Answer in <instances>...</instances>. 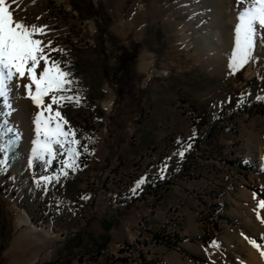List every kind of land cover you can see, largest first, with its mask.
<instances>
[{"label":"rangeland","instance_id":"374dc122","mask_svg":"<svg viewBox=\"0 0 264 264\" xmlns=\"http://www.w3.org/2000/svg\"><path fill=\"white\" fill-rule=\"evenodd\" d=\"M203 1L7 0L16 19L48 26L46 36L35 38L65 50L51 55L72 73L73 92L66 94L79 91L85 99L82 106L66 102L61 111L70 124L64 127L74 128L88 150L78 147L79 167L67 169L68 177L53 180L44 191L45 182L29 167L33 140L43 141L33 122L39 109L13 84L15 111L0 116V122L8 120L14 129L4 134L5 143L19 136L7 155L0 154L7 161L0 171V264H80L84 259L88 264H121L125 254L116 247L103 249L101 256L93 245L77 250L75 218L81 214L86 223L125 208L113 197V187L127 186L141 162H165L168 157L172 159L167 160L161 191L174 185L177 176L193 180L200 192L194 196L195 208L186 204L185 210L195 219L183 220L181 209L171 206L173 223L150 222L151 228L141 229V254L129 264H158L161 259L162 264L249 263L239 235L264 234L255 227L262 225L253 211L264 198V100L256 99L264 96V38H257L256 59L230 74L235 48L226 47L222 31L212 35L209 48L204 45ZM183 30L189 42L183 40ZM139 49L150 63L145 71L138 67ZM44 99L50 103V95ZM109 101L110 108L105 106ZM194 131L185 158L173 155L182 147L177 141L188 142ZM66 158V150L60 149L52 161L59 162V169L49 171L51 163L47 170L43 167L44 175H59L60 161ZM168 169L175 175L166 180ZM176 186L189 187L186 181ZM83 193L88 196L84 206ZM14 206L55 236L47 239L41 231L18 226ZM162 232L169 248L143 245L141 240L157 241ZM213 240L219 249L209 247ZM159 247H164L161 258L151 254ZM89 255L96 257L89 260Z\"/></svg>","mask_w":264,"mask_h":264},{"label":"snow or ice","instance_id":"6c2138e0","mask_svg":"<svg viewBox=\"0 0 264 264\" xmlns=\"http://www.w3.org/2000/svg\"><path fill=\"white\" fill-rule=\"evenodd\" d=\"M242 5L238 14V23L235 27V49L232 52L231 61L229 63L230 74H234L243 68L249 62L256 59L254 49L257 44V38H264V0H238ZM39 19V17H37ZM47 25H37L35 23L28 24L24 19H16L14 12L10 10V4L7 0H0V116L9 117L15 111L13 106L12 93L14 91L13 84L16 88L22 87L25 95L29 98L33 105L39 109L34 116V124L36 132H43V141L33 140L32 159L29 160V167L34 162L42 161L45 170L50 165L60 149H65L67 158L62 159L60 174L54 177L42 175L39 180L45 182L43 190H48V185L55 180L60 182V177H68L67 169L75 171L79 165L77 158L80 156L78 147H83L87 151L86 145H81V141L76 138L77 132L69 126L65 129V125L70 122L66 119L61 109L65 107L66 102L73 103L76 106H82L84 97L79 91H75L73 95L66 93L73 92L72 73L66 70V65L62 60L56 59L51 55L52 52L64 53V49H56L52 47L53 42L35 38L37 36H46ZM27 79L29 83H20ZM34 86V89H33ZM50 95V103L45 102V97ZM257 100H264V96H257ZM243 103V100L240 101ZM53 105L57 108L53 110ZM54 111V114H52ZM50 113L44 116L43 113ZM9 121L0 122V154L7 155L10 147H12L18 135H14L12 140L5 143L3 136L7 133H14V129L9 127ZM54 125V126H53ZM195 131L188 142L177 141L182 147L173 155L180 159L185 158L186 152L192 148V140L195 138ZM71 137V138H70ZM91 139V138H89ZM67 146V147H65ZM160 167L161 178L167 170V160ZM7 166V161L0 159V171ZM147 183V178L141 176L135 181L134 187L131 189L133 194H137V190ZM38 186H40L38 184ZM253 199H257L258 194L253 192ZM87 199V196L82 197ZM264 210V198L258 199L256 208L253 210L256 219L264 225V216L261 214ZM243 238L255 248L264 258V234L259 238H250L241 233ZM209 247L220 248L218 241L213 240ZM212 264H215L213 261Z\"/></svg>","mask_w":264,"mask_h":264},{"label":"crops","instance_id":"0c3cea01","mask_svg":"<svg viewBox=\"0 0 264 264\" xmlns=\"http://www.w3.org/2000/svg\"><path fill=\"white\" fill-rule=\"evenodd\" d=\"M153 158V157H152ZM164 161L149 162L148 160L141 162L140 168L135 170V177L123 188L113 187V197L121 201L119 206H125V208H118L110 211L108 214H104L101 217H94L83 223L79 214L74 221V234L72 235L73 241L76 243L78 249L81 250L84 246L90 245L96 246L98 250L113 249L117 242L127 240L130 237L136 235L137 231L135 225L140 218H145L152 224H164V221H170L171 215L168 213V209L171 206H177L181 209L182 219L188 218V209L185 210L186 204L188 208L194 209L197 200L194 199L196 193L200 192L198 187H195L193 180L185 177L177 176L175 178L174 185L170 186L168 190L163 189L161 191V184L165 179L161 178L160 167ZM169 177H174V172L168 169ZM168 173V172H167ZM141 176L147 178V183L141 186L140 190H137V194H133L131 189L134 187L135 181ZM164 176V173H163ZM178 181H186L189 187L180 188L176 186ZM151 187L149 188V184ZM120 196H117V195ZM166 194H170V197L165 198ZM156 196L153 198V196ZM88 197V196H87ZM85 199L81 198V204L86 205ZM190 219H195L193 216H189ZM193 221V220H192ZM173 223V221H170ZM151 224V225H152ZM195 232V228H192ZM107 235V238L104 237ZM143 245L147 246V240H141ZM179 245L185 247L184 242H179ZM178 245V246H179ZM177 246V249L179 248ZM164 247H159L151 251L152 255H156L161 258V252ZM155 253V254H153ZM163 256V254H162ZM99 259V257H98Z\"/></svg>","mask_w":264,"mask_h":264},{"label":"bare ground","instance_id":"6f19581e","mask_svg":"<svg viewBox=\"0 0 264 264\" xmlns=\"http://www.w3.org/2000/svg\"><path fill=\"white\" fill-rule=\"evenodd\" d=\"M203 3H204L203 13H204L205 22L202 24V26H203V30H205L203 39L206 48L210 47V44L213 41L212 35L216 32L217 29H220L222 31L226 47L235 48V27L236 24L238 23V14L241 11L242 5L238 2V0H204ZM182 34H183V40L189 42L190 35H187L185 30L182 31ZM146 58H147V54H145V52L139 49L137 54V59H138V67L140 70L145 71V69H147V67L150 65V63L146 61ZM105 106L110 108L112 106V101L105 103ZM14 207L17 210L16 223L18 226L24 225L28 227L30 232L33 233H36L37 231H41L43 232L45 238L47 239L53 238L55 236V234H51L34 225L32 223L30 216L24 210L19 209L16 206ZM255 227L257 231H262L264 233V225L260 226L258 223H255ZM139 231H141V229ZM239 236H240V246L243 252L246 253L245 255L247 256V258H249L248 264H264V258L261 257L260 253L255 248H253L243 238L242 235ZM158 241L159 240L154 242H158ZM116 250L122 252L118 254H125V252L127 251V244L126 243L117 244ZM132 256H140V255L126 256L125 254V257L122 258L121 260V264H129ZM158 264H162V263H158ZM218 264H222V263L218 262Z\"/></svg>","mask_w":264,"mask_h":264},{"label":"built area","instance_id":"2783aa9c","mask_svg":"<svg viewBox=\"0 0 264 264\" xmlns=\"http://www.w3.org/2000/svg\"><path fill=\"white\" fill-rule=\"evenodd\" d=\"M83 194L81 196H83ZM84 196H87V195L84 194ZM143 228H151V223L149 221H146L145 218H141V219H139L137 221V224H136V227H135L137 233H136L135 236L130 237L127 240L117 242L114 245V247H117V244H119V243H126L127 244V251L125 252L126 256L140 255L141 254V249H139V230L143 229ZM166 242L169 243V239H166V235H164V232H162L161 238L159 239L158 242H148L147 241V243H149L150 246L156 245V244H166L167 248H169L170 244H167ZM99 254H100V256L102 254H104V250L103 249L100 250ZM89 256H90L89 260H94V258L96 257V255H94V257L92 259V257H91L92 255H89ZM88 262H89L88 260L84 259L80 264H88ZM157 263H164V261L161 259V262H157Z\"/></svg>","mask_w":264,"mask_h":264},{"label":"trees","instance_id":"16d2710c","mask_svg":"<svg viewBox=\"0 0 264 264\" xmlns=\"http://www.w3.org/2000/svg\"><path fill=\"white\" fill-rule=\"evenodd\" d=\"M74 8L75 9H77L75 6H74ZM89 8H93V6H92V4H90L89 5ZM56 160V159H55ZM54 160V162L52 163V165L50 166L51 167V169H49V171H51V172H56L58 169H59V164L57 165L56 163H59L58 161H55ZM60 160V159H59ZM43 167H44V165H43V162H41V161H37V162H34L33 163V165H32V169H33V171H34V176L35 177H40V176H42V175H44V174H46L47 173V171H45L44 169H43ZM104 237H106L107 238V235L106 234H104ZM192 258H193V255H190ZM64 264V263H63Z\"/></svg>","mask_w":264,"mask_h":264}]
</instances>
